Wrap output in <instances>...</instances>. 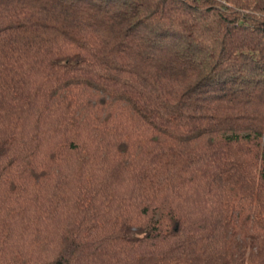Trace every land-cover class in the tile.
<instances>
[{"label":"trees","instance_id":"1","mask_svg":"<svg viewBox=\"0 0 264 264\" xmlns=\"http://www.w3.org/2000/svg\"><path fill=\"white\" fill-rule=\"evenodd\" d=\"M0 264H264V0H0Z\"/></svg>","mask_w":264,"mask_h":264}]
</instances>
